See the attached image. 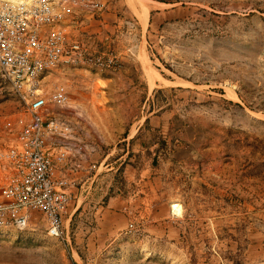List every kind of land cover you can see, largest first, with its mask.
Returning a JSON list of instances; mask_svg holds the SVG:
<instances>
[{
  "label": "rangeland",
  "instance_id": "obj_1",
  "mask_svg": "<svg viewBox=\"0 0 264 264\" xmlns=\"http://www.w3.org/2000/svg\"><path fill=\"white\" fill-rule=\"evenodd\" d=\"M73 2H27L38 76L0 74V264H264V0ZM54 120L95 175L76 197L69 178L59 238L42 209H7L17 159ZM145 196L166 217L139 216Z\"/></svg>",
  "mask_w": 264,
  "mask_h": 264
},
{
  "label": "bare ground",
  "instance_id": "obj_2",
  "mask_svg": "<svg viewBox=\"0 0 264 264\" xmlns=\"http://www.w3.org/2000/svg\"><path fill=\"white\" fill-rule=\"evenodd\" d=\"M3 1L12 6L0 7V74L14 87H31L39 73V62L31 50V22L36 11L28 4L30 0ZM79 52L78 44L71 45L65 62L69 63ZM51 124L38 125L33 139L25 148L26 153L17 159L15 183L11 189L14 201L7 209L23 213L32 208L42 209L48 216L47 235L59 238L62 234V220L51 176L53 152L45 145ZM20 220L17 224L19 228L25 226L26 216Z\"/></svg>",
  "mask_w": 264,
  "mask_h": 264
},
{
  "label": "crops",
  "instance_id": "obj_3",
  "mask_svg": "<svg viewBox=\"0 0 264 264\" xmlns=\"http://www.w3.org/2000/svg\"><path fill=\"white\" fill-rule=\"evenodd\" d=\"M76 1L77 0H74L73 3H75ZM102 8H103V6L101 4V10H102ZM67 17L65 16V18L62 19V22L60 24L59 23L55 24L53 28L57 29L58 31H63L64 29H63L62 25H63V23ZM60 21H61V18H59L58 22H60ZM69 40L71 41V39H69ZM72 41H76V40H72ZM77 42H79V41H77ZM62 98H63V100H61L60 102L63 103V102H65V98L61 97L60 99H62ZM53 102H58V101H53ZM55 122L58 125V130L55 131L53 134H52V132H51V134H49V132H50L49 131L47 133V137H46L45 142H46L47 147L53 152V156L51 159V176H52L53 182L55 184V190L58 189L60 191H64L68 196V201L65 204L63 210L61 211V219H62V213L64 212L66 206L71 202V198H72L71 195H73L72 192H73L74 188H72V185H70V184H72L73 181H75V182L79 181L80 188L76 189V191H75L76 195L74 197H76L79 193H82L83 191L88 192L92 188V185L95 181V175H93L92 173H79L80 168H78V166L76 164H74L73 162L76 159L75 157L80 153V151L82 149L80 147H77V148L74 147V149L69 147L67 142H68V140H70V133L68 131H66V128L64 127L63 123H60L59 121H55ZM90 162L91 163L93 162L92 157H89L86 160H84L85 164H90ZM69 178H71V179L73 178V181L69 180ZM141 181H143V180H140V182ZM77 184H76V186H78ZM145 186H146V184H144V188H145ZM70 188H72V190ZM151 190H152V188L150 189V191ZM143 192H144V190H143ZM148 202L149 201H148L146 196L142 199L137 200L136 203L140 204V205H138L139 216L147 215V218L148 219L151 218L152 220H160V219H163L164 217H166L167 209L165 207L163 209V206H165V204H160V205H159V203L155 204V207H156V205H158V209L152 211L151 210L152 204H150ZM161 207L163 210H159V208L161 209ZM78 208L79 207H77L74 210V212L76 210H78Z\"/></svg>",
  "mask_w": 264,
  "mask_h": 264
}]
</instances>
